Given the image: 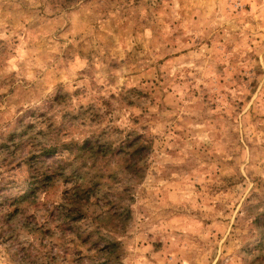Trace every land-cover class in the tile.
Wrapping results in <instances>:
<instances>
[{"label": "rangeland", "instance_id": "1", "mask_svg": "<svg viewBox=\"0 0 264 264\" xmlns=\"http://www.w3.org/2000/svg\"><path fill=\"white\" fill-rule=\"evenodd\" d=\"M0 264H264V0H0Z\"/></svg>", "mask_w": 264, "mask_h": 264}]
</instances>
